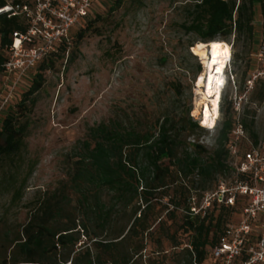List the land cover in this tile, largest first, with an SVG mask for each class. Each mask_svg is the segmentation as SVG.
I'll return each instance as SVG.
<instances>
[{
	"label": "trees",
	"instance_id": "1",
	"mask_svg": "<svg viewBox=\"0 0 264 264\" xmlns=\"http://www.w3.org/2000/svg\"><path fill=\"white\" fill-rule=\"evenodd\" d=\"M123 1L116 0L110 10H116ZM5 4L6 0H0V7ZM184 9L187 20L182 27L203 43L232 35L235 39L242 34L255 42L256 19L258 13L264 14V0H192ZM100 18L85 19V27L76 34V45ZM25 29L17 17L0 16V83L5 75L1 64L12 43V33ZM65 55L66 61L74 58L73 52L61 45L57 53L38 63L32 69L31 84L21 80L19 87L23 90L15 93L0 118V198H5L0 213V264H157L144 255L147 237L155 234V220L150 215L155 192L160 189L164 195L170 184L191 175L198 176L204 188L215 173L228 170L229 145L236 126L231 105L228 103L225 109L213 151L205 160L201 157L206 152L203 145L185 143L186 136L204 128L189 116V110L177 119L162 115L147 128L138 120L123 117L92 125L68 156V178L57 188L23 203L34 169L27 157L28 114L43 85V72L54 68L52 56ZM174 89L180 91L178 85ZM252 94L250 103L264 99V81L258 82ZM246 118L244 113L240 124L257 145L258 137ZM190 146L192 152L187 151ZM236 174L240 179L250 176ZM183 184L181 188L185 189ZM187 194L181 193L182 200H171L173 207L184 205L181 225L189 241L181 250L187 264H218L209 262L210 250L223 234L233 207L213 202L204 213L193 215L191 196ZM15 207L29 209L27 221L18 230L10 227L7 219ZM215 208L219 209L216 214ZM124 218L125 224L121 223ZM81 236L87 243L84 249H77ZM164 238L175 241L167 234ZM179 247L175 243L174 248ZM62 251L67 253L62 255Z\"/></svg>",
	"mask_w": 264,
	"mask_h": 264
},
{
	"label": "rangeland",
	"instance_id": "2",
	"mask_svg": "<svg viewBox=\"0 0 264 264\" xmlns=\"http://www.w3.org/2000/svg\"><path fill=\"white\" fill-rule=\"evenodd\" d=\"M115 1L93 0L88 16L90 19L96 16L101 18L92 29L76 45L78 29H83L85 25L83 22V28L73 26L69 31V40L54 43L53 50H47L43 56V59L51 57L57 53L59 46L64 45L68 52H73L74 58L66 61V55L58 58L52 56L55 59L54 68L43 72V85L34 96L35 104L28 114L30 126L26 138L27 157L34 164V169L26 184L23 203L36 194L57 188L61 181L68 178V156L92 125L123 117L138 120L143 128H147L165 114L182 118L186 110H189V116L194 121L202 125L204 87H198V82L201 76H206L207 68L204 60L194 55L189 45L203 42L196 35L186 33L182 27L187 20L184 7L192 0H124L120 7L111 11ZM260 17L258 13L255 42L245 34L235 39L233 35L219 39L229 45L230 56L223 69L226 83L218 100V117L212 127H204L185 137L186 144L203 145L206 152L201 157L204 160L211 156L213 140L225 117L228 103L232 108L234 86L237 94L243 95L245 83L252 72L261 67L252 55L261 37L264 38ZM20 23L25 28L29 25L24 18H20ZM33 44L44 47L46 43L36 38ZM32 69L21 79L26 84H31ZM3 76L0 95L8 84L6 76ZM261 81L255 82L247 96L249 100ZM19 83L15 93L23 90ZM176 85L179 92L174 89ZM232 111L237 123V113ZM239 113L240 118L244 113L247 115L250 129L258 137L257 145L245 132L240 137L232 132L228 170L215 173L204 188L200 178L191 175L183 182L176 180L170 184L164 195H161L163 191L160 189L155 192L150 214L151 220H155V234L152 238L147 237L144 251V255L151 256L155 263L187 264V257L181 250L189 241V234L184 232L181 225L184 205L173 207L171 202L179 197L182 200V192H185V196L187 193V196H191V206H199L203 197L215 193L220 187L235 191L240 183L246 182L250 187L264 189V184L255 179V175L240 179L235 170L245 155L253 150L258 152L259 157H264V99L253 100ZM187 151L192 152L191 146ZM260 175L263 176V173ZM182 184L185 189L181 188ZM233 193L234 204L230 205L233 208L229 211L226 226L239 224L245 218V209L257 196L255 192L244 197L238 191ZM4 203L5 198H0V213ZM258 208L246 247L255 246L261 236L264 212H261L260 206ZM218 210L215 208L214 214ZM28 216V208L15 207L7 215L8 225L18 230ZM125 221L126 218L121 223L125 224ZM166 234L175 241L165 239ZM86 243L81 236L75 248L84 249ZM175 243H179L180 247L174 248ZM7 254L9 256L10 250Z\"/></svg>",
	"mask_w": 264,
	"mask_h": 264
},
{
	"label": "built area",
	"instance_id": "3",
	"mask_svg": "<svg viewBox=\"0 0 264 264\" xmlns=\"http://www.w3.org/2000/svg\"><path fill=\"white\" fill-rule=\"evenodd\" d=\"M93 0H6V4L0 7V16L24 18L28 24L24 32L12 33V43L8 47V53L1 68L5 73V81L8 82L5 91L0 95V118L13 100L22 77L34 68L49 49L53 50L54 43H62L69 40V31L75 25L83 28V22L88 16ZM262 30H264V14L260 17ZM263 34V32H262ZM45 41V46L34 45L35 39ZM33 44L32 46H30ZM253 58L261 67H257L244 86V94L238 95L234 86L232 109L237 113V123L233 134L236 137L243 136L244 130L240 124L239 110L250 103L249 92L255 82L264 81V38L261 37L259 45L252 53ZM233 153L235 151L233 150ZM259 167H258V166ZM238 173L255 175V179L264 184V157H259L256 150L245 155V159L236 168ZM263 173V176L260 175ZM238 191L242 195L257 193L256 199L249 205L243 218L237 225H227L216 245L210 250V257L218 264H236V261L246 256L245 260L238 264H264V224H261V236L255 246L246 247L249 235L252 231V221L255 220L257 209L260 206L264 212V189L250 187L246 182L240 183L238 189L220 187L218 191L207 194L199 206L192 205L191 214L204 213L213 202L226 206L234 204V193Z\"/></svg>",
	"mask_w": 264,
	"mask_h": 264
},
{
	"label": "bare ground",
	"instance_id": "4",
	"mask_svg": "<svg viewBox=\"0 0 264 264\" xmlns=\"http://www.w3.org/2000/svg\"><path fill=\"white\" fill-rule=\"evenodd\" d=\"M191 51L204 60L207 68L206 76H201L198 87H204L205 102L202 108L201 126L210 128L218 117V100L226 83L223 69L230 56V48L225 42L214 40L211 43L199 42L191 47Z\"/></svg>",
	"mask_w": 264,
	"mask_h": 264
}]
</instances>
